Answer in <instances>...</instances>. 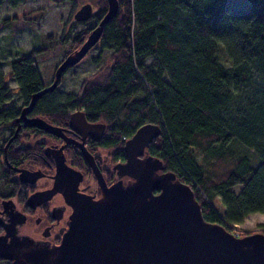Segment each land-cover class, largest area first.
Instances as JSON below:
<instances>
[{"label":"trees","instance_id":"16d2710c","mask_svg":"<svg viewBox=\"0 0 264 264\" xmlns=\"http://www.w3.org/2000/svg\"><path fill=\"white\" fill-rule=\"evenodd\" d=\"M25 1L0 0V6ZM52 1H68L74 11L86 0ZM118 2L99 41L64 72L57 88L43 95L30 115L65 127L70 112L83 109L89 122L106 123L102 144L117 156L138 127L158 123L161 134L149 144V154L192 187L205 220L238 231L239 237L257 231L234 224L264 213V7H230L229 21L222 22L209 14L204 0ZM96 5L89 20L71 16L67 32L69 20L59 36H46V45L11 60L17 96L0 69V134L16 133L17 115L33 93L49 84L40 74L39 57L63 50V60L78 49L108 11V0H96ZM94 50L99 52L93 62H106L103 80L85 83L79 94L63 93L59 86L65 75L71 71L75 76V68ZM60 62L51 66V82ZM42 134L51 136L38 127L21 126L7 148L11 166L3 158L10 137L0 144L1 197L18 190L19 200H25L28 189L19 188L23 185L14 179L12 165L33 162L44 146L33 141ZM0 264L12 262L0 257Z\"/></svg>","mask_w":264,"mask_h":264},{"label":"water","instance_id":"95a60500","mask_svg":"<svg viewBox=\"0 0 264 264\" xmlns=\"http://www.w3.org/2000/svg\"><path fill=\"white\" fill-rule=\"evenodd\" d=\"M108 4L105 16L82 45L57 65L53 81L32 94L30 103L23 107L17 119L81 148L96 174L102 197L77 196L72 203L68 228L62 241L54 246L40 245L32 237L18 236L6 227L7 232L0 236V257L12 264H264V232L239 237L224 225L205 220L192 187L172 171L159 172L165 170L163 161L145 151L161 134L158 123L142 124L125 142L127 160L117 164L118 173L133 180L108 185L84 143L88 135L100 139L106 123L89 122L80 109L72 112L70 126L82 134L83 141L79 142L68 137L62 127L42 117L28 116L43 95L57 88L64 72L82 60L99 41L104 25L119 9L118 0H108ZM92 14L93 5L85 3L74 17L87 21ZM64 146L46 148V154L52 155L56 163L54 183L51 188L31 193L26 201L28 206L40 205L66 186L76 191L83 175L67 164ZM16 170L22 182L34 183L44 175L39 169ZM9 236H12L10 240Z\"/></svg>","mask_w":264,"mask_h":264},{"label":"flooded vegetation","instance_id":"af4514ba","mask_svg":"<svg viewBox=\"0 0 264 264\" xmlns=\"http://www.w3.org/2000/svg\"><path fill=\"white\" fill-rule=\"evenodd\" d=\"M76 110H78V108L74 111ZM74 111H71L70 114ZM21 112L17 115V119L21 116ZM30 113L31 111L29 112L28 116L33 117V115H30ZM17 119V127L20 126L18 128L20 129L21 126L24 125V122L23 120L18 121ZM62 128L65 130V133L68 137L74 139L75 141H83L82 134L71 128L70 115L68 125ZM49 134L51 136H46V134H42L33 141L34 144L37 142L41 143V145L44 146L42 148L43 151L39 152V155L37 157L33 156L31 158L33 159L32 163L27 162L20 165H12V170L16 172L14 179L23 185L19 188L26 187L28 191L26 190L25 192V195L27 194V196L25 197V200L23 202H21L19 200V197L17 196V193L19 192L18 190L16 191V194H14V192H11V195H9L8 192V196H0V236L4 235L7 232L6 227H8L9 231H16V235H28L35 239L37 242H39L40 245H57L62 241L63 234L68 228V221L73 211L72 203H74L75 200L78 198L77 196H91L94 199L102 197V189L98 182L96 174L81 148H79L74 143H67L65 139L60 136L51 133ZM13 135L14 132L11 130L6 139H8L9 137H13ZM45 137L50 139L51 141H49ZM102 138L103 135L100 139L95 140L88 135L84 138V143L86 148L93 154L97 165L103 173L106 183L108 185H111L121 180L124 184H126L129 181L133 180V178H131L130 176H120L118 173L117 164L125 163L127 160L124 146V154L122 153L121 155L117 156V154H115L114 149L104 146L102 144ZM63 144H65L63 152L66 156L67 164H69L74 169L79 170L83 175V178L76 184V191L72 192L70 187L66 186L63 188L62 191L56 192L51 199L41 203L40 205L36 207L28 206L26 204V201L31 193L38 190H46L48 188H51L54 183L53 176L56 173V163L52 155L46 154V148L53 147L54 149H57ZM22 145H24V143ZM71 150H73L74 153L79 155L81 164L75 161V157ZM145 151H148V149L146 148ZM3 158L7 165L11 166L7 158V149L5 150ZM41 158L45 160L44 164L40 163ZM22 167L31 170L39 169L44 172V175L39 177L34 183L22 182L19 180V172L16 170V168ZM165 171L167 170H160L159 172ZM91 177H94L95 185L89 182ZM8 200L10 201V204L6 203V201ZM27 222H31L30 224L33 225L32 233L25 230V225ZM11 237L12 236H9V240L11 239Z\"/></svg>","mask_w":264,"mask_h":264},{"label":"rangeland","instance_id":"374dc122","mask_svg":"<svg viewBox=\"0 0 264 264\" xmlns=\"http://www.w3.org/2000/svg\"><path fill=\"white\" fill-rule=\"evenodd\" d=\"M204 2L207 5L209 14L222 22L229 21L230 7L245 5L255 10L264 7V0H204ZM85 3H91L93 11L97 9L96 0H86L78 5L74 11L68 1L56 3L52 0H27L17 7H12L7 3L0 6V69L5 73L9 88L13 90L14 96H17L15 92L17 90V82L10 73L11 60L28 53L32 48H40L46 45V36L49 34L59 36L63 30L64 23L69 20L65 26V31L67 32L71 25V16L73 17L76 11ZM5 18L11 19L5 24L3 23ZM63 52V50H59L55 55L39 57L40 74L49 83L51 82V66L60 62ZM98 52L99 50L92 51L90 56L75 68L77 72L75 76L71 74V71L65 75L63 82L59 86L63 93L79 94L85 83L103 80L106 74V62L105 64L102 62L97 64L92 60V57L96 56ZM15 103L20 105L22 101L17 98ZM8 134L9 130L0 134V144ZM48 140L51 141L50 139ZM89 182L95 185L94 177H91ZM216 203L223 208L220 201L217 200ZM30 223H26L25 230L32 233L33 225ZM234 225L242 230L263 232L264 213L249 214L243 218L241 223ZM233 234L238 235L239 232L234 231Z\"/></svg>","mask_w":264,"mask_h":264}]
</instances>
